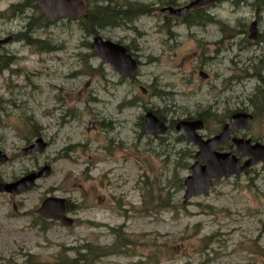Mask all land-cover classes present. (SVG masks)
Here are the masks:
<instances>
[{
    "label": "rangeland",
    "instance_id": "obj_1",
    "mask_svg": "<svg viewBox=\"0 0 264 264\" xmlns=\"http://www.w3.org/2000/svg\"><path fill=\"white\" fill-rule=\"evenodd\" d=\"M190 1L87 0L130 9V20L94 34L138 60L126 78L95 57L81 22L51 23L37 6L13 13L20 0H0V38L15 39L0 47V149L9 157L0 181L50 167L31 189L0 192V264H264V166L183 203L196 147L174 129L199 117L210 137L247 111L253 119L237 135L264 144V105L250 102L264 96V0L215 1L188 23L160 11ZM24 32L45 43H27ZM148 110L167 132L144 131ZM38 137L44 152L23 154ZM46 196L69 199L73 225L39 216Z\"/></svg>",
    "mask_w": 264,
    "mask_h": 264
},
{
    "label": "water",
    "instance_id": "obj_2",
    "mask_svg": "<svg viewBox=\"0 0 264 264\" xmlns=\"http://www.w3.org/2000/svg\"><path fill=\"white\" fill-rule=\"evenodd\" d=\"M38 9L50 22L61 19L78 20L85 10L83 0H33ZM217 0H192L188 4L173 8L165 6L161 10L176 16L185 15L190 9L206 6ZM256 21H252L249 27L250 38H256ZM11 36L0 38V45L7 43ZM95 57L101 63L109 64L112 69L124 77L132 76L137 68V60L128 52L127 48L100 35H95L90 44ZM202 78H206L203 71L199 72ZM252 120L249 112H235L223 124L220 131L211 137L203 138L199 133L204 128L201 119H182L175 124V129L191 144L197 147L194 161L188 168V174L183 179L184 193L183 203L200 195L209 188L213 181L222 178L237 176L245 172L254 164L261 163L264 166V144L253 142L250 138L233 136L238 131L245 130ZM144 130L147 134H161L166 132L167 124L160 120L152 111L144 115ZM231 141L228 151H221L223 143ZM46 148V142L38 137L22 149L24 154L42 153ZM7 156L0 150V162H6ZM50 167L44 166L38 171L30 172L18 180L10 183L0 182V191L8 193H22L31 189L38 178L49 174ZM68 201L64 197L47 196L37 208V213L44 219L58 221L61 225L69 227L73 224V218L66 214Z\"/></svg>",
    "mask_w": 264,
    "mask_h": 264
},
{
    "label": "trees",
    "instance_id": "obj_3",
    "mask_svg": "<svg viewBox=\"0 0 264 264\" xmlns=\"http://www.w3.org/2000/svg\"><path fill=\"white\" fill-rule=\"evenodd\" d=\"M236 1L239 2L240 0H236ZM258 1L260 2L261 0H258ZM261 4L264 5V3H261ZM36 6L37 5L32 0H20L19 3H15V4L10 5L9 10L13 13H21V12H23L24 8H26V7L36 8ZM199 11H200V8H196L194 10H191V12H189L188 15L197 13ZM130 17H131V15H130V9L129 8L124 9V10H111L110 7L107 5H95L93 8L90 9L88 6L87 0H85V15L79 20V22L82 23L83 29L87 35H94L96 33L97 29L102 28L103 26L115 25L116 23H118L119 19L130 20ZM206 17L209 20L212 18L209 14H207ZM21 36H23L22 38L25 41H27V43H29V44H31L33 42H40L42 44L45 43V41L33 39L32 37L28 36L26 32H24V34H21ZM257 91H259V90H257ZM259 92L264 94V89L259 91ZM258 98L260 100L261 105H264V96L258 97L257 95H252L250 98V102H254V100L257 99V101H255V102H256V105H259ZM203 121H205V119H203ZM221 123H223V120L221 121ZM180 138H182V137H180ZM84 249L86 250V253H88V252L90 253V251H91V250H89V248L84 247ZM83 256H85V255H83ZM86 257L87 256L83 257L82 259H85ZM56 264H71V261L61 260Z\"/></svg>",
    "mask_w": 264,
    "mask_h": 264
},
{
    "label": "flooded vegetation",
    "instance_id": "obj_4",
    "mask_svg": "<svg viewBox=\"0 0 264 264\" xmlns=\"http://www.w3.org/2000/svg\"><path fill=\"white\" fill-rule=\"evenodd\" d=\"M139 5H141L140 3H138ZM168 6H170V7H173V8H177V7H179V6H172V5H168ZM181 7V6H180ZM160 11L163 13L164 11H162L161 9H160ZM189 12V11H188ZM188 12L185 14V15H182V16H176V15H173V14H168V13H166L167 15H170L169 17H174V19H177V20H180L182 23H188L189 22V20H188V18L186 17L187 15H188ZM165 13V12H164ZM167 15H165V16H167ZM8 36H11V39L7 42V43H9L11 40H15L14 38H13V36L12 35H8ZM6 45V44H5ZM1 46H3V45H1ZM0 46V47H1ZM157 115V114H156ZM157 117L159 118V119H161V120H163L162 118H160L158 115H157ZM196 118H199V117H196ZM196 118H192V119H196ZM166 122V121H165ZM89 126H93V128L95 127L94 126V122L93 121H91L90 123H89ZM155 135V134H154ZM153 136V135H152ZM233 136H237V134H233ZM47 143V142H46ZM48 144V143H47ZM225 144H228V146H230V144H231V141L229 140V141H227V142H225V143H223L222 145H221V147H220V149H222V147H223V145H225ZM1 150V149H0ZM196 150H197V148H196ZM1 152H2V150H1ZM196 152V151H195ZM3 153V152H2ZM4 154V153H3ZM7 156V155H6ZM9 160V157L7 156V161ZM6 161V162H7ZM6 162H0V163H6ZM1 182V181H0ZM1 183H4V182H1ZM67 201H68V206H67V209H66V214L67 215H71V217H72V214H73V210L71 209V207H72V205H71V202L69 201V199H67ZM73 204V203H72ZM74 205V204H73ZM73 218V217H72ZM73 222H74V218H73Z\"/></svg>",
    "mask_w": 264,
    "mask_h": 264
}]
</instances>
